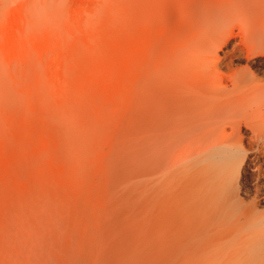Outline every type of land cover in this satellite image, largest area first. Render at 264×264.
I'll list each match as a JSON object with an SVG mask.
<instances>
[{
  "label": "bare ground",
  "instance_id": "bare-ground-1",
  "mask_svg": "<svg viewBox=\"0 0 264 264\" xmlns=\"http://www.w3.org/2000/svg\"><path fill=\"white\" fill-rule=\"evenodd\" d=\"M78 16L90 37L125 40L151 20L169 34L136 74L102 195L83 196L86 231L72 235L81 251L70 262L264 264V0H0V42L23 39L11 59L57 49L61 61L63 41L83 31ZM57 68L52 115L73 122L64 135L88 188L92 130L75 121L76 67Z\"/></svg>",
  "mask_w": 264,
  "mask_h": 264
},
{
  "label": "rangeland",
  "instance_id": "rangeland-1",
  "mask_svg": "<svg viewBox=\"0 0 264 264\" xmlns=\"http://www.w3.org/2000/svg\"><path fill=\"white\" fill-rule=\"evenodd\" d=\"M86 5L87 0H77L80 9ZM77 18L75 29L83 31L60 45L61 61L57 49L11 59L9 49L22 38L0 42V84L10 88L0 86V264H72L69 250L81 251L72 235L84 237L86 231L83 196L98 188L102 195L105 156L123 124L136 74L169 34L163 22L151 20L125 40L106 32L90 37L87 21L80 26L83 18ZM61 65L76 67L68 68L75 121L92 130L94 183L88 188L64 135L73 122L52 115L60 112L62 94L51 84Z\"/></svg>",
  "mask_w": 264,
  "mask_h": 264
}]
</instances>
